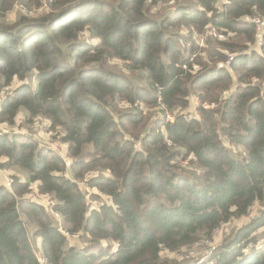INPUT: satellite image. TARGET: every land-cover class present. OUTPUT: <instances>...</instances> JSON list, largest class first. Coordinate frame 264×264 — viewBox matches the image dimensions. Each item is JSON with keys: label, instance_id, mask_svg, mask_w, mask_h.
I'll use <instances>...</instances> for the list:
<instances>
[{"label": "trees", "instance_id": "16d2710c", "mask_svg": "<svg viewBox=\"0 0 264 264\" xmlns=\"http://www.w3.org/2000/svg\"><path fill=\"white\" fill-rule=\"evenodd\" d=\"M14 1L0 0V12ZM46 1V16L0 25V94L17 83L0 101V123L20 112L28 121L45 117L68 159L32 138L0 133L1 169L25 171L9 189L0 185V264H39L36 251L47 264H178L162 254L211 239L264 204V36L250 23L264 19V0L220 8L216 0ZM161 6L165 15L154 18ZM208 24L224 40L202 50L196 35ZM85 33L91 42L82 41ZM239 50L245 56L226 69L227 54ZM115 60L129 63L130 77L107 69ZM194 97L199 118L186 120ZM176 110L183 112L165 121ZM96 173L103 176L86 180ZM82 182L96 191L88 201L109 203L89 209ZM34 186L55 206L26 202ZM55 216L86 245H72ZM27 225L35 227V247ZM262 228L264 210L211 259L264 264L253 236ZM100 241L115 251L85 248Z\"/></svg>", "mask_w": 264, "mask_h": 264}, {"label": "rangeland", "instance_id": "374dc122", "mask_svg": "<svg viewBox=\"0 0 264 264\" xmlns=\"http://www.w3.org/2000/svg\"><path fill=\"white\" fill-rule=\"evenodd\" d=\"M113 1V0H108ZM162 1H168V0H162ZM224 0H218L215 2V5L217 7H220L221 3ZM193 5V0H180V3L182 4H190ZM170 2H167L166 4H169ZM168 6H161L157 10L154 11V18H159L162 15H165L167 11ZM50 8L48 7V3L46 0H15L11 6V8L4 12H0V25L3 26H12L17 23L20 17H26L27 19H38L41 17L46 16L48 13H50ZM207 26V25H206ZM206 30V27H205ZM211 30V29H210ZM218 32V31H217ZM202 35V36H198ZM196 35V40L201 43L202 41V50L207 49V47H210V45H215L214 42L216 40H224V39H218L217 37H214L210 31L203 32V34ZM226 39V38H225ZM82 41L84 42H91V38L88 37V34L85 33L82 37ZM228 41V40H227ZM199 45V44H198ZM232 53H241L239 52H232ZM129 63L128 62H121L118 60L106 62L105 66L107 69L113 73H120L123 75H126L127 77H130V72L128 71ZM27 82V81H25ZM28 83L34 87L35 86V80H33L32 77L29 78ZM16 84L13 85L16 86ZM13 87H8L2 90V93L0 94V101L6 97L11 96L13 90ZM200 102L199 99L194 97L192 99L191 107L189 110L184 112V118L187 120H197L199 118L197 108L199 107ZM137 108V107H136ZM119 114H122L126 111L124 105H120L117 109ZM182 110H176L173 112H166L164 115L165 121H167L168 118L174 117L176 114L182 113ZM170 116H168V115ZM167 115V116H166ZM172 116V117H171ZM156 119V117H154ZM0 133L6 134V135H13V136H22L24 139L32 138L34 141L38 142V144L42 147H45L49 150H51L54 154L59 155L60 157H63V159L67 162V156L65 154V147L61 144L59 140L58 134H60L59 131H51L49 129V121L45 117H37L36 119L29 120L28 116L25 115L24 112H20L16 119H14L12 124L7 123H0ZM23 139V138H22ZM227 143V142H226ZM224 142L225 147L230 151L231 155L236 158L240 159L243 157V151L241 148H233L232 146L226 144ZM67 165V164H66ZM181 165L184 167L183 170L185 172L191 171L192 165H190L187 161H182ZM96 176H103L101 173H96L92 175H87L85 178L86 180L92 179ZM107 176V174H106ZM25 178V171L22 170L19 167H13V168H3L0 167V185L4 186L6 189H9L11 184L14 182V180H23ZM82 191L86 193V199L88 202L89 209H97L98 206L103 202L108 204L109 201L107 198H102L101 203H97L96 201H88L89 193H96L95 190L88 189L85 185V183L79 184ZM37 187V186H36ZM31 197H34L37 201L42 202L44 205L47 201H50L52 198L48 196H40L37 197L34 193V189H32V192L26 197L27 199H31ZM43 207V206H42ZM46 209H49L50 207H44ZM264 210V204H256L250 212L244 216L243 218H235L229 221L226 224L221 225L219 228H217L213 234L211 239H204L200 240L197 244L190 248H184L180 252L174 254V253H168L164 252L162 254L163 259L170 260L172 263H178V264H215L214 259L212 260V255L217 251L219 247L227 245L229 242H231L235 235L238 233V230L243 227L245 224H247L250 220L254 219L256 216L260 214V212ZM56 221L59 225V230L63 231L62 225L60 223V218L58 216H55ZM35 227L33 225H27L26 230L28 234V238L30 239V243L33 247H35V240L32 237V232L34 231ZM253 236L256 237L258 240L257 247H264V228L259 229ZM69 242L72 243L76 248L81 249L85 244L84 239L81 238L79 240L78 235H70L68 237ZM39 243V242H38ZM37 243V244H38ZM108 245L111 247V251H115L116 245H113L111 243H107L105 241H100L99 245L97 246H91L90 243L85 248H90V250H95L99 247L105 248ZM248 251L251 248V244L248 245ZM39 249V248H38ZM36 254L38 256H42L41 252L36 251ZM36 255V256H37Z\"/></svg>", "mask_w": 264, "mask_h": 264}, {"label": "built area", "instance_id": "2783aa9c", "mask_svg": "<svg viewBox=\"0 0 264 264\" xmlns=\"http://www.w3.org/2000/svg\"><path fill=\"white\" fill-rule=\"evenodd\" d=\"M216 1H218V0H216ZM230 2H231V0H224L222 3H221V5H220V7L221 6H226V5H229L230 4ZM219 7V8H220ZM250 23L252 24V25H254V28H255V30H256V32H260V31H262L263 32V36H264V19H260L259 17H257V16H254L253 18H251L250 19ZM211 29V30H210ZM206 32H208V31H210L211 33H212V35L214 36V37H217L218 39H224V34L223 33H220V32H217L214 28H213V26L211 25V24H208L207 26H206V30H205ZM198 36H202V35H198ZM198 44H199V47H201L202 48V41H201V43H199L198 42ZM262 46V39L260 38V39H258V41H257V43H256V46H255V50H258L260 47ZM239 55H243V56H245L244 54H242V53H228L227 54V56H226V61H225V64H224V66L226 67V69H229L228 67L230 66V64H231V62H233L234 61V59H236L237 57H239ZM12 95H13V92H12ZM135 107H137V105H134ZM212 108L213 106H204V108ZM168 115V114H167ZM166 115V116H167ZM168 116H170V115H168ZM172 117V116H171ZM173 120H174V117H172V118H168L167 117V122H173ZM187 120V119H186ZM33 189H34V193H35V195H37V197H40V195H38L37 194V189H36V187H33ZM43 197H45V196H43ZM26 202H29V203H34V204H38V205H40V206H43V207H52V206H55V202H54V200L53 199H51L50 201H47L46 203H45V205L42 203V202H39V201H37L34 197H31V199H26L25 200ZM62 233L64 234V235H66V236H70L68 233H66V232H64V231H62ZM37 260H38V262H39V264H47L46 263V260L44 259V256H38L37 257Z\"/></svg>", "mask_w": 264, "mask_h": 264}, {"label": "crops", "instance_id": "0c3cea01", "mask_svg": "<svg viewBox=\"0 0 264 264\" xmlns=\"http://www.w3.org/2000/svg\"><path fill=\"white\" fill-rule=\"evenodd\" d=\"M35 187V186H34Z\"/></svg>", "mask_w": 264, "mask_h": 264}]
</instances>
